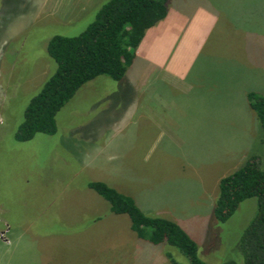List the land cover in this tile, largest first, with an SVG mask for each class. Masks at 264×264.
I'll use <instances>...</instances> for the list:
<instances>
[{
	"label": "rangeland",
	"instance_id": "obj_1",
	"mask_svg": "<svg viewBox=\"0 0 264 264\" xmlns=\"http://www.w3.org/2000/svg\"><path fill=\"white\" fill-rule=\"evenodd\" d=\"M105 1L0 0V264H172L167 250L187 262L138 238L92 179L177 222L203 260L242 263L239 237L256 198L224 222L213 205L220 178L251 155L264 170V134L240 95L244 82H262L264 94V0H169L217 17L187 79L135 60L121 80L83 84L57 112L55 133L15 139L56 68L49 39L80 33ZM239 101L238 114L226 106Z\"/></svg>",
	"mask_w": 264,
	"mask_h": 264
},
{
	"label": "trees",
	"instance_id": "obj_2",
	"mask_svg": "<svg viewBox=\"0 0 264 264\" xmlns=\"http://www.w3.org/2000/svg\"><path fill=\"white\" fill-rule=\"evenodd\" d=\"M169 0H107L92 20L76 35H53L47 54L56 63L53 73L29 100L22 122L15 131L17 141H28L36 133L57 131L55 116L86 82L99 75L121 80L136 60V50L146 31L165 18ZM264 134V94L245 95ZM87 186L103 197L115 214H126L130 228L140 239L158 245L166 243L187 259L172 264H214L198 255L196 242L175 221L144 212L134 198L102 180H89ZM256 198V211L241 231L239 247L242 263L225 260L217 264H264V170L258 156L251 155L231 173L220 178L213 215L226 221L246 198Z\"/></svg>",
	"mask_w": 264,
	"mask_h": 264
},
{
	"label": "crops",
	"instance_id": "obj_3",
	"mask_svg": "<svg viewBox=\"0 0 264 264\" xmlns=\"http://www.w3.org/2000/svg\"><path fill=\"white\" fill-rule=\"evenodd\" d=\"M216 22L217 17L208 8L181 9L169 1L165 18L146 31L136 50V60L151 64L175 79H187ZM251 79L257 80L256 77ZM246 83L241 99L248 91H256L262 85V82ZM240 101L226 106H231L229 109L238 114L243 111Z\"/></svg>",
	"mask_w": 264,
	"mask_h": 264
}]
</instances>
